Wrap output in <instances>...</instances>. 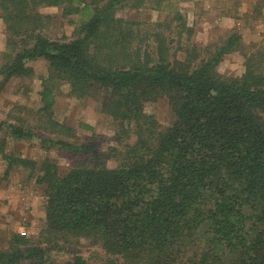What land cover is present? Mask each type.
Instances as JSON below:
<instances>
[{
	"label": "trees",
	"instance_id": "1",
	"mask_svg": "<svg viewBox=\"0 0 264 264\" xmlns=\"http://www.w3.org/2000/svg\"><path fill=\"white\" fill-rule=\"evenodd\" d=\"M126 1L0 0L6 31L0 75L29 77L28 61L47 62L37 114L49 144L93 150L65 140L76 131L54 118L62 82L78 99L106 90L103 112L117 125L118 140L104 154L113 167L85 160L61 173L48 158L38 165L6 152L7 137L27 139L33 130L20 118L21 125L0 120L7 170H29L46 214L38 240L13 234L0 264H48L51 251L83 240L101 247L109 264H264V50L243 52L238 76L218 70L225 54L243 47L238 33L171 61L165 30L173 23L158 22L143 35L138 22L118 15ZM166 5L174 8L172 1ZM44 7L88 18L79 21L74 39L52 40ZM171 13L183 27L177 8ZM149 38L156 59L146 48ZM163 97L175 115L166 129L145 111ZM68 264L87 262L75 256Z\"/></svg>",
	"mask_w": 264,
	"mask_h": 264
},
{
	"label": "rangeland",
	"instance_id": "2",
	"mask_svg": "<svg viewBox=\"0 0 264 264\" xmlns=\"http://www.w3.org/2000/svg\"><path fill=\"white\" fill-rule=\"evenodd\" d=\"M133 1L128 0L118 6V15L138 22L143 35L145 31L150 33L158 22L173 23V29L165 30L169 48L167 55L171 61L174 58L184 60L192 47L204 53L205 47L219 45L231 34L238 33L243 50L236 49L225 54L218 66L224 76H238L244 71L245 59L242 53L264 50V0H144L139 8H130ZM169 1L174 3V8H166ZM175 8L184 19V26L180 29L176 27L178 22L172 19L175 14L171 11H175ZM41 12L51 16L46 35L52 40L74 39L79 21L88 18L81 13L65 17L62 9L57 7H44ZM149 39L146 48L153 52L156 59V43L152 38ZM5 44L6 31L0 16V68ZM27 65L33 70L29 77H12L5 81L0 75V120L21 125L18 121L20 118L25 125L32 126L33 130V135L27 139L7 137L5 151L33 159L38 165L48 158L57 164L61 173L76 162L85 160L90 163L105 161L107 166L113 167L116 162L111 156L104 155L109 148L118 145L117 125L103 112V104L108 95L106 90L78 99L71 95L69 84L57 83L53 103L54 118L76 131V137L65 140L75 145L93 147V150L78 152L58 148L49 144L47 135L39 128L37 114L41 105L42 81L48 75L47 62L40 58L28 61ZM145 111L155 117L162 129L175 121V115L165 97L145 104ZM132 140L125 139L124 143ZM45 215V196L41 186L35 182V178L29 177V170L14 167L8 171L7 163L0 153V250L8 248L9 240L15 233L38 240L45 226ZM75 256L82 257L87 264H109L110 259L101 247L83 240L79 244L67 243L62 249L51 251L48 264H68Z\"/></svg>",
	"mask_w": 264,
	"mask_h": 264
}]
</instances>
